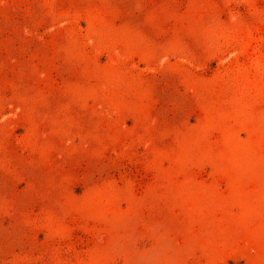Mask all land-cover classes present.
I'll return each instance as SVG.
<instances>
[{
    "label": "rangeland",
    "instance_id": "1",
    "mask_svg": "<svg viewBox=\"0 0 264 264\" xmlns=\"http://www.w3.org/2000/svg\"><path fill=\"white\" fill-rule=\"evenodd\" d=\"M10 221L0 264H264V0H0Z\"/></svg>",
    "mask_w": 264,
    "mask_h": 264
},
{
    "label": "trees",
    "instance_id": "2",
    "mask_svg": "<svg viewBox=\"0 0 264 264\" xmlns=\"http://www.w3.org/2000/svg\"><path fill=\"white\" fill-rule=\"evenodd\" d=\"M14 185V184H13ZM1 228L2 227H6L8 230H20V228L17 227L16 223H12V221H10L9 223L4 222V223H0ZM25 227H22L23 231H24Z\"/></svg>",
    "mask_w": 264,
    "mask_h": 264
}]
</instances>
